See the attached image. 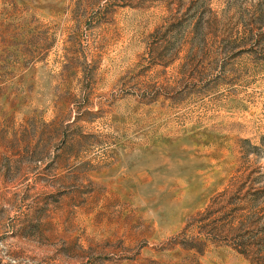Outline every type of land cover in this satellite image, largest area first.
Here are the masks:
<instances>
[{
	"label": "rangeland",
	"instance_id": "1",
	"mask_svg": "<svg viewBox=\"0 0 264 264\" xmlns=\"http://www.w3.org/2000/svg\"><path fill=\"white\" fill-rule=\"evenodd\" d=\"M0 264H264V0H0Z\"/></svg>",
	"mask_w": 264,
	"mask_h": 264
},
{
	"label": "trees",
	"instance_id": "2",
	"mask_svg": "<svg viewBox=\"0 0 264 264\" xmlns=\"http://www.w3.org/2000/svg\"><path fill=\"white\" fill-rule=\"evenodd\" d=\"M245 246V245H244ZM246 248V247H245ZM238 250V253L240 254V255H243V256H245L247 259H249V255H247V252H243V251H241V250H239V249H237Z\"/></svg>",
	"mask_w": 264,
	"mask_h": 264
}]
</instances>
